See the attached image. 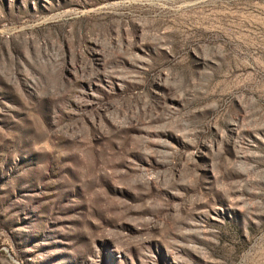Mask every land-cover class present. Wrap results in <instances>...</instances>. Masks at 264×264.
Listing matches in <instances>:
<instances>
[{
  "label": "rangeland",
  "instance_id": "1",
  "mask_svg": "<svg viewBox=\"0 0 264 264\" xmlns=\"http://www.w3.org/2000/svg\"><path fill=\"white\" fill-rule=\"evenodd\" d=\"M0 264H264V0H0Z\"/></svg>",
  "mask_w": 264,
  "mask_h": 264
}]
</instances>
